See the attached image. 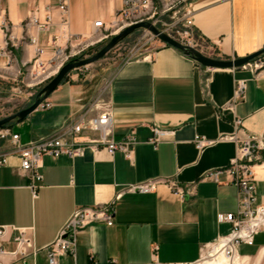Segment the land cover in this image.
<instances>
[{"label":"crops","instance_id":"crops-1","mask_svg":"<svg viewBox=\"0 0 264 264\" xmlns=\"http://www.w3.org/2000/svg\"><path fill=\"white\" fill-rule=\"evenodd\" d=\"M46 4L52 0H0V24H12L19 37L24 20ZM67 5L71 32L85 35L97 21L112 22L121 0H68ZM190 9L193 31L212 58L239 59L264 49V0H191ZM48 35H37L44 55L50 53ZM14 53L10 68L0 59V97L15 94L11 75L34 57L29 45ZM109 80L106 100L113 138L119 141L134 133L131 160L90 150L74 159L45 158L43 182L33 199L13 157L0 167V225L30 230L37 253L26 264H46L43 249L57 239L76 209L104 205L126 186L155 181L152 193L124 194L117 201L111 226L92 223L80 229L74 255H62L58 264H195L205 247L231 231L230 224L217 222V215L236 211L235 187L224 175L219 182L203 177L235 158L236 144L223 139L237 133L234 119H240L246 133H262L264 67L254 75L240 69L208 72L178 49L158 45L146 59L121 64ZM239 80L245 81V93L235 101ZM99 83L91 78L63 81L48 98L51 108L32 112L10 129L22 144L57 133L94 97ZM153 127L174 135L154 147L148 144ZM195 136L213 143L198 150ZM7 148L0 140V153ZM255 172L257 197L264 202V170L258 167ZM168 183L191 193L181 199L165 186ZM263 255L262 247L253 258L260 261ZM238 256L251 259L247 253Z\"/></svg>","mask_w":264,"mask_h":264},{"label":"built area","instance_id":"built-area-1","mask_svg":"<svg viewBox=\"0 0 264 264\" xmlns=\"http://www.w3.org/2000/svg\"><path fill=\"white\" fill-rule=\"evenodd\" d=\"M67 4L68 0H52V4L44 5L41 11L31 12L20 26L19 37L15 35L12 24L1 22L0 59L4 60L7 68L12 66L15 60L14 52L18 51L20 46L29 45L34 52L32 60L25 61L22 69L11 75L10 82L15 84V95L24 96L30 91L38 92L55 78L65 65L91 57L97 46L109 41L118 32L131 25L149 23L158 32L166 34L185 46H189V43L184 40L195 33L191 17L193 11L190 9L191 0H121V8L115 13L112 22L106 25L101 20L97 21L93 24L92 30L85 35L71 32ZM52 28L53 31L50 33ZM40 33L49 34L47 41L49 55H44L42 48L38 45L37 35ZM162 45L165 46L163 43ZM128 54L121 64L146 59L150 53L143 56L136 55L132 51ZM90 66L71 70L63 81L72 83L78 79L91 78ZM263 67L264 56L262 55L239 69L254 75ZM206 70L209 72L211 69ZM109 86L110 80L103 79L94 97L87 104L82 105L78 113L73 115L63 128L51 136L22 144L19 134L13 132L10 127L0 129V140L8 147L6 151L0 153V167L6 166L9 159L13 157L18 159L20 171L28 180L26 188L33 199L37 198L38 188L43 182L41 170L45 158L59 159L65 156L74 159L90 150L93 153L104 152L109 156L121 154L131 160L136 145L134 133L126 134L119 141L113 138L112 111L106 100ZM244 89L245 81L239 80L234 88L235 101L243 98ZM51 107L52 103L46 99L36 110L42 111ZM233 122L237 133L223 139H229L236 144L235 158L231 159L226 167L212 170L203 177L209 181L219 182V177L224 175L236 189V198H238L236 211L217 215L219 224L231 225L229 235L217 240L227 241L226 255L228 257L234 254L239 255L241 246L253 247L255 237L264 231V202L257 197L258 179L255 172L258 167L264 170V129L260 134H249L243 130L240 119H234ZM151 133L148 144L154 147L174 135L173 131H163L156 127L151 128ZM89 134L92 137L88 140L78 141ZM212 143L213 141L195 136L194 146L198 150ZM262 181L264 182V176ZM157 184L158 182L151 181L129 185L115 193L104 205L76 209L59 232L57 239L43 249L46 253V264H58L57 260L62 255L71 257L74 255L75 239L80 229L92 223H104L106 226H111L115 205L124 194H149L157 189ZM165 186L181 199L191 193L172 183ZM29 231L0 225V264H26V259L37 253V250L32 248ZM207 248L202 250L200 259Z\"/></svg>","mask_w":264,"mask_h":264},{"label":"rangeland","instance_id":"rangeland-1","mask_svg":"<svg viewBox=\"0 0 264 264\" xmlns=\"http://www.w3.org/2000/svg\"><path fill=\"white\" fill-rule=\"evenodd\" d=\"M110 41V40H109ZM109 41L97 46L94 50V54H96L100 49ZM186 43H189L190 47H194L197 49L202 55L206 57H211L207 55L206 47L203 42L197 37L196 33L191 34L186 40ZM161 46L162 43L156 39L151 33L147 30L144 31L142 29L136 30L129 37L121 41L116 45L115 48L112 49L109 53H107L100 61L91 64L90 72H91V81L102 82L103 79L109 80L112 75L116 72L121 63L124 61L126 57H128V53L134 51L136 55H147V53L152 52L156 46ZM92 54V56L94 55ZM134 54V55H135ZM212 58V57H211ZM214 59V58H213ZM99 83V84H100ZM37 91H30L26 93L24 96H18L15 94L4 95L0 97V119L11 116L14 113H17L23 109H26L30 106L34 100ZM256 246L252 249L249 247H245L241 249L239 253L244 255L245 253L249 254L251 259H246L240 257L241 264H264V255L262 259L259 261L258 258H253L257 255L260 248H264V233H261L260 236L256 240ZM263 244V245H260ZM217 245V242H214L213 246ZM260 245V246H259ZM211 248H207L203 252V256H206ZM208 260V259H207Z\"/></svg>","mask_w":264,"mask_h":264},{"label":"water","instance_id":"water-1","mask_svg":"<svg viewBox=\"0 0 264 264\" xmlns=\"http://www.w3.org/2000/svg\"><path fill=\"white\" fill-rule=\"evenodd\" d=\"M144 30L151 33L153 36H155L161 43H163L167 47H171L174 49H178L183 53V55L188 58L191 62L196 63L198 66L203 67L205 69H232V70H238L241 66L254 61L255 58L260 57L264 54V49L255 52L254 54L250 56H246L244 58L239 59H230V60H218L213 59L211 57H206L202 55L197 49L194 47H189L180 44L179 42L174 41L169 36H167L164 33H160L156 30L155 27H153L149 23H138L131 25L129 28H125L124 30L117 33V35L110 39L108 43H106L100 51H98L93 56L86 58L85 60L80 61H73L70 64L65 65L55 78H53L48 84L43 86L36 94L34 102L28 106L26 109H23L17 113L12 114L9 117L0 119V129L3 127H10L12 123L14 122H21L25 120L32 112H34L39 105L42 103V101L49 98V96L57 90V88L63 83L64 78L67 74L71 72V70L75 68H81L86 67V65H91L93 63H96L100 61L107 53L112 51L113 48L116 47L118 43L126 39L136 30Z\"/></svg>","mask_w":264,"mask_h":264},{"label":"bare ground","instance_id":"bare-ground-1","mask_svg":"<svg viewBox=\"0 0 264 264\" xmlns=\"http://www.w3.org/2000/svg\"><path fill=\"white\" fill-rule=\"evenodd\" d=\"M259 170L257 169V171ZM260 173L262 174V172ZM226 242L224 239L217 241V245H212V250L206 256H202L200 261L195 264H241L238 254L230 257L226 255V248L228 246Z\"/></svg>","mask_w":264,"mask_h":264},{"label":"trees","instance_id":"trees-1","mask_svg":"<svg viewBox=\"0 0 264 264\" xmlns=\"http://www.w3.org/2000/svg\"><path fill=\"white\" fill-rule=\"evenodd\" d=\"M254 243H255V240H254ZM254 246H255V244H254ZM254 246H253V247H254ZM240 254H241V253H240Z\"/></svg>","mask_w":264,"mask_h":264}]
</instances>
